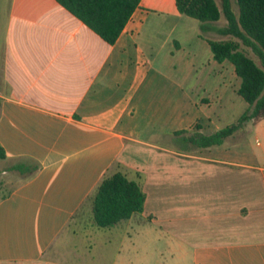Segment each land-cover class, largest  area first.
<instances>
[{"label":"crops","instance_id":"0c3cea01","mask_svg":"<svg viewBox=\"0 0 264 264\" xmlns=\"http://www.w3.org/2000/svg\"><path fill=\"white\" fill-rule=\"evenodd\" d=\"M200 25L142 0L111 45L57 0H0V264H135L136 225L175 264H264V118L220 146L181 134L249 107ZM119 171L144 211L99 228L92 196Z\"/></svg>","mask_w":264,"mask_h":264},{"label":"trees","instance_id":"16d2710c","mask_svg":"<svg viewBox=\"0 0 264 264\" xmlns=\"http://www.w3.org/2000/svg\"><path fill=\"white\" fill-rule=\"evenodd\" d=\"M109 44H115L142 0H57ZM178 10L200 21L201 36L208 39L215 60L230 61L241 78L239 95L249 107L238 121L215 133L184 135L195 148L220 146L243 130L249 121L264 118V0H176ZM226 25L216 26L222 18ZM215 31L222 39L208 35ZM227 37V38H225ZM258 59V62L250 54ZM6 153L0 145V159ZM146 194L141 185L119 171L105 177L93 196V220L99 228H109L144 211Z\"/></svg>","mask_w":264,"mask_h":264},{"label":"rangeland","instance_id":"374dc122","mask_svg":"<svg viewBox=\"0 0 264 264\" xmlns=\"http://www.w3.org/2000/svg\"><path fill=\"white\" fill-rule=\"evenodd\" d=\"M225 24H226V20L224 18L220 22H218L217 25L222 27L225 26ZM210 36L213 39L224 38L218 34H210ZM250 54L258 62V59L252 54V52H250ZM0 165H3V161L1 160H0ZM136 229H137L136 238H137V243L140 246V250H137V252L135 253V264H175L176 263V260L171 256V253L168 250L169 246L167 241H161L160 243L153 242L150 239H148L146 235L144 236V234H142L141 237L138 234L139 225H136ZM70 261L74 263H80V262L85 263L84 260L80 258L70 259ZM186 262L188 264H192L191 259H187Z\"/></svg>","mask_w":264,"mask_h":264}]
</instances>
